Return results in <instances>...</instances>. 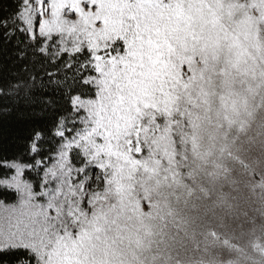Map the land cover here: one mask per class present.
Returning <instances> with one entry per match:
<instances>
[{
    "label": "snow or ice",
    "instance_id": "1",
    "mask_svg": "<svg viewBox=\"0 0 264 264\" xmlns=\"http://www.w3.org/2000/svg\"><path fill=\"white\" fill-rule=\"evenodd\" d=\"M205 142L264 157V0H0V264H148Z\"/></svg>",
    "mask_w": 264,
    "mask_h": 264
},
{
    "label": "rangeland",
    "instance_id": "2",
    "mask_svg": "<svg viewBox=\"0 0 264 264\" xmlns=\"http://www.w3.org/2000/svg\"><path fill=\"white\" fill-rule=\"evenodd\" d=\"M205 147L210 155L190 182L161 194L148 264H264V182L252 179L249 165L239 174L229 155Z\"/></svg>",
    "mask_w": 264,
    "mask_h": 264
},
{
    "label": "trees",
    "instance_id": "3",
    "mask_svg": "<svg viewBox=\"0 0 264 264\" xmlns=\"http://www.w3.org/2000/svg\"><path fill=\"white\" fill-rule=\"evenodd\" d=\"M236 149H233L232 153L229 155V158L231 159L232 163H235L234 166L237 165V167H240L238 169V173H241V165H244L243 171L248 172L249 168L246 166H250V170L252 171H262L264 170V157L257 158L255 156L251 157V159H241L239 156L236 155ZM253 168V169H252Z\"/></svg>",
    "mask_w": 264,
    "mask_h": 264
}]
</instances>
